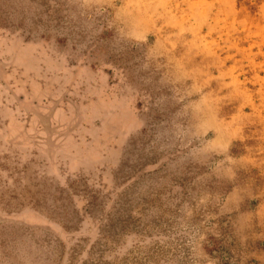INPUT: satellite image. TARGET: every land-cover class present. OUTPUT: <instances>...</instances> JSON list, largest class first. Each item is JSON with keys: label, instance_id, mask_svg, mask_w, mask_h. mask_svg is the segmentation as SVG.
Returning a JSON list of instances; mask_svg holds the SVG:
<instances>
[{"label": "rangeland", "instance_id": "1", "mask_svg": "<svg viewBox=\"0 0 264 264\" xmlns=\"http://www.w3.org/2000/svg\"><path fill=\"white\" fill-rule=\"evenodd\" d=\"M0 264H264V0H0Z\"/></svg>", "mask_w": 264, "mask_h": 264}]
</instances>
